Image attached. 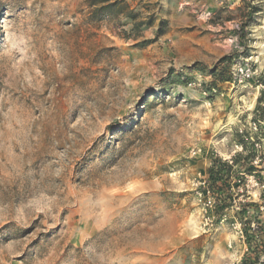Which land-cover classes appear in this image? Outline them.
<instances>
[{
	"label": "rangeland",
	"instance_id": "obj_1",
	"mask_svg": "<svg viewBox=\"0 0 264 264\" xmlns=\"http://www.w3.org/2000/svg\"><path fill=\"white\" fill-rule=\"evenodd\" d=\"M125 1L0 0V264H250L264 0Z\"/></svg>",
	"mask_w": 264,
	"mask_h": 264
},
{
	"label": "built area",
	"instance_id": "obj_2",
	"mask_svg": "<svg viewBox=\"0 0 264 264\" xmlns=\"http://www.w3.org/2000/svg\"><path fill=\"white\" fill-rule=\"evenodd\" d=\"M264 52V47H263ZM252 60V58H251ZM259 56L256 57L255 65L259 62ZM247 65L240 66L237 69V79L240 82H248L257 79L261 76L262 71H258V68L254 67V64L246 61ZM256 89L259 92L260 107L264 111V83L258 81ZM259 114V111H256ZM254 131L256 135H259L258 139L264 136V120H258L253 123ZM263 135V136H262ZM252 139V138H251ZM253 140V139H252ZM264 141V139H261ZM257 148L264 150V147L256 144ZM257 192L253 195L252 199L243 201L249 206L246 210H240L238 222V232L241 234V240L244 244L245 259L250 264H264V183L257 180L254 181ZM210 193V192H209ZM213 200H209L208 204L211 205Z\"/></svg>",
	"mask_w": 264,
	"mask_h": 264
},
{
	"label": "trees",
	"instance_id": "obj_3",
	"mask_svg": "<svg viewBox=\"0 0 264 264\" xmlns=\"http://www.w3.org/2000/svg\"><path fill=\"white\" fill-rule=\"evenodd\" d=\"M89 7L92 9V13H91L92 20L103 21L110 15H114V17L123 15L127 19L135 23L134 28L140 27V25L141 26L146 25L142 22H138L139 14H136L134 10H130L129 5L126 3L125 0H91ZM226 61L227 58L223 59L222 63L224 64ZM212 74L215 80H217L220 83L229 81L228 78H226V73L224 70L219 71L218 69H216L215 71H213ZM222 167L223 169L227 168V165L224 164L222 165ZM221 171L222 170L218 169V171L216 172V178L218 179L221 178V173H220Z\"/></svg>",
	"mask_w": 264,
	"mask_h": 264
},
{
	"label": "crops",
	"instance_id": "obj_4",
	"mask_svg": "<svg viewBox=\"0 0 264 264\" xmlns=\"http://www.w3.org/2000/svg\"><path fill=\"white\" fill-rule=\"evenodd\" d=\"M263 69V68H262ZM263 72V70H261ZM263 75H264V72H263ZM258 95H259V92H258Z\"/></svg>",
	"mask_w": 264,
	"mask_h": 264
}]
</instances>
